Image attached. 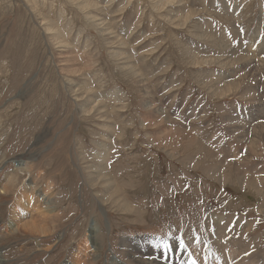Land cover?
<instances>
[{
  "label": "rangeland",
  "instance_id": "obj_1",
  "mask_svg": "<svg viewBox=\"0 0 264 264\" xmlns=\"http://www.w3.org/2000/svg\"><path fill=\"white\" fill-rule=\"evenodd\" d=\"M24 183L4 264L264 262V0H0V221Z\"/></svg>",
  "mask_w": 264,
  "mask_h": 264
},
{
  "label": "bare ground",
  "instance_id": "obj_2",
  "mask_svg": "<svg viewBox=\"0 0 264 264\" xmlns=\"http://www.w3.org/2000/svg\"><path fill=\"white\" fill-rule=\"evenodd\" d=\"M25 165H26L27 173H30V170L32 168V164L26 163ZM33 178L34 179H33L32 183L35 184L36 179H35V177H33ZM16 182H17V175L16 174H14V175L9 174V175L5 176L3 182L1 183L2 193H5L7 195L9 193H12L16 189L15 188L16 187L15 185L17 184ZM33 190H35V189L33 188ZM33 190L30 191V187L28 186V184H25V183L23 185L21 184V186L18 188L16 195H15V198H14V201H13V203H11V205L8 208L7 219L5 221H0V237H2V234H7L8 232L11 233L12 231L14 233L16 231H22L25 234L39 235L40 237L47 236L51 232L50 220L54 219V217H53V213H52L53 208L48 205L49 200H50V196L52 194V192H50V190H51L50 186H47L45 189L42 188V190L37 189L38 191H33ZM90 231L92 233V236H90V240L92 242H94L96 240V236L94 235L95 228L91 227ZM87 239H89V234L82 241V243L84 245L87 244ZM175 245L177 247L175 249V251L171 250V247L169 245H168L167 249L164 248L163 250L165 253H163V256H165V258L172 256L170 260L173 262L179 261L180 263H183V264H190L188 262V259L190 256H187L186 254H184V252L180 248L181 246H179V244H175ZM236 247H238V245H236ZM244 248H247V247H244ZM249 248H251V247H249ZM249 248H248V250H249ZM81 253H83V252H81ZM252 254H253V251H252ZM81 255L82 254L76 255V257L72 261V264H77V262H79L81 260ZM128 255L132 259V261H135L134 263H136V264H150L151 263L147 259H145V258H148V256H145V258H143V255H138V253H135V252L128 253ZM228 256H230L232 260H235L236 264H264V262H262L260 259H253L250 262L249 261H245V262L240 261L239 262L236 259L235 254L232 255L231 253H229ZM253 256H251V257H253ZM256 256H254V257H256ZM225 257H227L225 254L223 255V254L219 253L218 257H215L212 260L211 264H226L227 261L225 260ZM259 257H260V255H259ZM154 263L157 264V261L154 260ZM0 264H4V260L1 257H0ZM167 264H168V262H167ZM173 264H176V263H173Z\"/></svg>",
  "mask_w": 264,
  "mask_h": 264
},
{
  "label": "snow or ice",
  "instance_id": "obj_3",
  "mask_svg": "<svg viewBox=\"0 0 264 264\" xmlns=\"http://www.w3.org/2000/svg\"><path fill=\"white\" fill-rule=\"evenodd\" d=\"M180 246H181V247H183V246H184V245H183V241H181V242H180ZM164 248H165V249H167V248H168V245H167V244H165V245H164Z\"/></svg>",
  "mask_w": 264,
  "mask_h": 264
}]
</instances>
